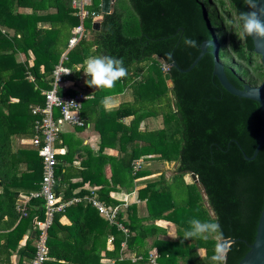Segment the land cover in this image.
<instances>
[{
  "label": "trees",
  "instance_id": "1",
  "mask_svg": "<svg viewBox=\"0 0 264 264\" xmlns=\"http://www.w3.org/2000/svg\"><path fill=\"white\" fill-rule=\"evenodd\" d=\"M88 7L95 15L84 19V35L68 50L72 29L81 23L72 0H0V218L7 216L9 228L17 222L2 237L7 248L4 253L0 248V264H26L23 258L31 263L36 252V237L30 235L18 263L10 260L24 234L35 230L34 217L44 216L41 197L30 199L25 216L17 205L22 192L40 187L43 160L33 143L38 116L32 107L45 105L44 90L51 87L53 71L65 53L62 63L72 69L74 79L85 70L88 57L123 59L128 74L113 89L118 93L127 89L129 98L107 111L103 109L106 89H97L81 112L98 123L102 146L113 144L119 149L118 158L106 161L115 165L113 181L123 185L145 177L139 181L138 196L147 200L145 212L138 203L129 207L127 218L120 212L118 218L128 226L129 235L100 217L87 201L71 205L74 211L83 210L84 218L70 227L60 225L58 219L71 208L57 212L44 264H150L153 247L158 251L157 264H210L216 244L228 238L234 241L225 253V264H238L255 239L264 204V145L256 157L248 158L259 141L262 112L258 101L235 95L221 84L213 72V50H218L229 80L237 87L264 80L252 37L240 40L229 24L249 7L243 0H114L109 13L102 12L95 0ZM98 18L100 28L95 29ZM186 37L201 46H186ZM208 40L216 45L210 44L191 70L172 65L175 60L188 68ZM163 63L169 65L167 71ZM59 91L78 92L63 85ZM127 116H133L131 128L123 122ZM150 116L157 117L160 126L140 129L142 120ZM15 137L31 141L16 146ZM138 159L142 162L135 170ZM166 160L175 161L171 173L163 169L157 174L156 166ZM66 163L67 157L58 154L56 193L63 200L84 196L85 190L74 192L81 183L72 182L75 174ZM95 176L88 180L101 184L99 198L116 205L109 194L112 180L104 173L98 183ZM194 218L218 221L222 236L185 239ZM161 219L177 226V237L156 238L146 248L145 239L158 232ZM109 234L114 235L115 262L103 263L101 249L107 252ZM125 240L127 250L136 249L135 261L121 258ZM199 248H205L206 254L201 255Z\"/></svg>",
  "mask_w": 264,
  "mask_h": 264
},
{
  "label": "crops",
  "instance_id": "2",
  "mask_svg": "<svg viewBox=\"0 0 264 264\" xmlns=\"http://www.w3.org/2000/svg\"><path fill=\"white\" fill-rule=\"evenodd\" d=\"M25 10H29V8H26ZM95 21H99V18L96 19ZM72 74L73 72L69 75H64L61 85L67 88H72L76 91L87 92L91 95L90 98L94 97L95 91L97 89H95L94 87L88 86L86 81L89 79V77H87L83 72L78 78L74 79L72 78L73 76ZM124 98H129V92L127 89L121 93L116 92V90H114L113 88L110 90H106L104 94V99H103L104 106L102 105L103 109L107 111H113ZM105 100H107V104H105ZM97 113H98L97 110L92 111V114L94 117H97ZM132 119H133V116H127L123 119V122L126 127L131 128ZM85 120H86V124L84 126H74L70 124L63 125L58 133V137L55 142V145L58 148L63 149V151L60 154H63L67 157L66 166H68L69 172L75 174L74 178H72V182L81 183L78 187L74 189V192L77 193L81 190L87 191V193L84 196L77 195L73 197L74 200H72L73 198L68 199L72 201L69 203L66 209L71 208V205H73V203L80 202L83 204L84 203L83 201L89 202L88 199L84 197L92 193H95L98 196V191L101 187V184H95V185L91 184L88 178H91L93 174H96V176L93 177V179L96 180L98 183H100L99 181H101L102 179L101 175L104 173L106 174L108 178L112 180V183H113L111 185V190L109 194L113 199L118 201V203L116 204H119V203L123 204L121 212H123L125 218H127V211L129 210V207L134 203H138L139 205H142L144 209L147 198H140L138 196V188L141 187L142 185L141 183H139V181L145 179V177H140L138 179H134L133 181L131 180L127 181L123 185L120 183L114 182L112 175L115 172V165L112 162H109V161L106 162V161L109 160V157H112L113 159L118 158L120 154L119 149L117 148V146L113 144L102 146L103 141H102L101 133L98 131V128H99L98 123L94 119L88 121L85 118ZM147 126L158 128L160 126L159 119L153 116L144 118L142 122L140 123L139 128L143 129L144 127H147ZM30 141H31L30 139H26V138H20V137L14 138V143L16 146L19 144L29 143ZM110 141L115 143L114 139ZM138 160L142 162L141 161L142 159H138ZM174 164H175V161L166 160L164 161L163 164L157 165L156 166L157 174H159L160 171L164 169V170H168V175H169L171 173L169 170L174 166ZM187 176H190V175L185 176L186 181L189 182L191 179L188 180ZM1 192H2V186L0 185V193ZM23 193L24 192H22L21 197L26 195V193L24 194ZM124 199H126L127 201H124ZM68 200H65V201H68ZM93 208L96 210L95 207ZM72 209L73 208H71L70 210H65L66 212H64L61 215V217L58 219V222L60 225H65V226L70 227L78 219L80 220L84 218L83 210L79 211V209H75L74 211V209L73 210ZM145 210H146V207L144 209V212ZM98 215L104 218L99 212H98ZM120 221L122 222V220ZM8 222L9 220L7 219V216L0 218V239H1L0 248L3 253L4 251H6L7 247H6L5 239L2 237L6 233H9V229H13L14 226L17 224L16 222L11 228H9ZM146 222L148 223V221ZM151 222L153 221L151 220ZM157 225L159 226L158 232L156 234L149 235L145 239L146 248H149L150 244L153 243V241L156 238H165V237L175 238L177 237V226L172 221L161 219L157 221ZM129 234H130V231H129ZM30 235H32L31 236L32 238L36 237V231L35 230L33 231L32 228H30L24 234L21 241L17 245V248L11 250L12 252L10 256L11 262L18 263V261L21 258L19 251L20 249H22V247L25 246ZM110 235L112 234H109V236ZM109 236L107 237V243H106L107 252L106 251L103 252V249H101L102 251L101 262L103 263L105 262L114 263L115 262V257L111 255V252L114 249V244H113L114 241L113 243L109 242L108 241ZM123 242L125 243V245L122 246L121 244V250H120L121 258L122 259H132V257L135 256L134 253L136 252V249L127 250L126 240ZM34 243L35 241L33 242V244ZM199 252L201 255H204L206 254V249L199 248ZM151 255L158 256V251L156 247H153L150 250V256ZM22 261L26 264H30L29 259L23 258ZM132 261H135V260H132ZM150 264H152V262Z\"/></svg>",
  "mask_w": 264,
  "mask_h": 264
},
{
  "label": "built area",
  "instance_id": "3",
  "mask_svg": "<svg viewBox=\"0 0 264 264\" xmlns=\"http://www.w3.org/2000/svg\"><path fill=\"white\" fill-rule=\"evenodd\" d=\"M93 3V0H72V5L76 8L77 13L81 17V23L72 29V36L68 43V50L73 48L85 33L83 25L84 19L89 15H95L88 6ZM67 58L66 53L62 60L56 65L53 71L51 87L44 90L45 105H35L32 107V112L38 116L35 122V133L33 143L38 147V153L43 160V175L40 187L36 191H32L20 197L17 208L20 215L27 214V204L31 198L41 197L44 202V216H35L33 219L36 231V252L30 264H44L49 252L48 237L49 229L55 220L57 212L64 211L69 203L74 200H63L62 196L56 193V167L58 163V154L63 149L55 145L58 133L63 125L70 124L74 126H84L86 120L81 111L84 102L91 97L87 92L78 91L75 94L60 93L59 88L63 81L64 75L72 73V69L62 63L63 59ZM169 65L163 63V69L167 71ZM65 72H70L65 74ZM140 160L134 163V169L140 168ZM81 198V197H80ZM84 198L88 199L93 207L112 225H116L126 235L129 234L128 227L121 222L118 217L122 210L123 204L108 205L102 201L95 193H92ZM124 201H127L124 199ZM108 241L113 243L114 236L110 235ZM125 243H122L124 246ZM136 256L132 260H136ZM152 264H157V255H151Z\"/></svg>",
  "mask_w": 264,
  "mask_h": 264
},
{
  "label": "clouds",
  "instance_id": "4",
  "mask_svg": "<svg viewBox=\"0 0 264 264\" xmlns=\"http://www.w3.org/2000/svg\"><path fill=\"white\" fill-rule=\"evenodd\" d=\"M251 11L239 12L235 20H230L229 24L236 29L235 34L240 40L248 37L264 38V5L260 0H243ZM184 44L189 47L198 48L201 45L197 40L190 37L184 39ZM86 68L83 71L87 77L86 81L89 87L95 89L110 90L115 87L117 81L127 77V69L124 67L122 58L113 56H91L85 60ZM70 72H65L68 74ZM107 104V100H105ZM190 230L185 231V239L208 240L212 237L222 236V229L218 221H202L192 219L190 221ZM227 245L217 243L214 254L210 257V264H225Z\"/></svg>",
  "mask_w": 264,
  "mask_h": 264
},
{
  "label": "water",
  "instance_id": "5",
  "mask_svg": "<svg viewBox=\"0 0 264 264\" xmlns=\"http://www.w3.org/2000/svg\"><path fill=\"white\" fill-rule=\"evenodd\" d=\"M114 0H101V10L104 13H109L112 11L111 4ZM260 3L264 5V0H260ZM251 11L250 8L247 9L246 12ZM94 28L99 29L100 28V21L94 22ZM254 42V49L255 51L261 56V61L264 66V38H253ZM210 44H215L214 40H208L204 43L202 51L198 54V56L195 58V60L192 62V64L188 68H181L177 62L174 60L172 62L173 66H176L179 68L180 71H189L191 70L198 61L202 58V56L206 53L208 46ZM214 74L218 77L221 84L231 93L238 95L240 97H246L251 98L256 101H258L261 105V112H262V126H261V132L259 136V141L257 144V147L254 151V154L252 157H248L249 159H252L256 157L258 154L260 148L264 145V80L259 83L258 85H251V84H244L243 88H239L236 85H234L228 78L225 67L223 62L218 57V50L214 49ZM167 79H169L170 74H166ZM193 178H197V175L195 173L192 174ZM35 235V233H34ZM234 241L233 238L223 239L220 243H224L227 245V248L230 243ZM238 264H264V204L263 209L261 212V215L259 217L257 229H256V235L254 241L249 245V250L246 252L244 257L239 261Z\"/></svg>",
  "mask_w": 264,
  "mask_h": 264
},
{
  "label": "rangeland",
  "instance_id": "6",
  "mask_svg": "<svg viewBox=\"0 0 264 264\" xmlns=\"http://www.w3.org/2000/svg\"><path fill=\"white\" fill-rule=\"evenodd\" d=\"M95 1H96L97 3H99V4L101 3V0H95ZM169 83L171 84L170 81H169ZM187 179L190 180V179H191L190 176H187Z\"/></svg>",
  "mask_w": 264,
  "mask_h": 264
}]
</instances>
